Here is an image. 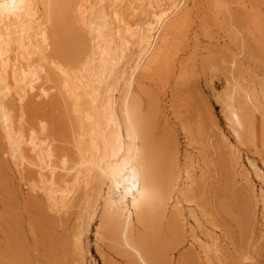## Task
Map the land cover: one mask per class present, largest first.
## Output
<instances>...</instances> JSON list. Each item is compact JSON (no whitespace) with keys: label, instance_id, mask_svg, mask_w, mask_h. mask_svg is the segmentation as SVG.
Returning <instances> with one entry per match:
<instances>
[{"label":"rangeland","instance_id":"1","mask_svg":"<svg viewBox=\"0 0 264 264\" xmlns=\"http://www.w3.org/2000/svg\"><path fill=\"white\" fill-rule=\"evenodd\" d=\"M177 3L154 34L131 93L141 100L147 156L161 172L171 164L178 170L190 204L173 192L165 215L145 224L133 215L130 235L155 264H264V0ZM41 13L46 60L30 50L0 54V264H135L120 242L104 231L96 236L97 183L93 196L79 189L69 208L56 213L32 189L35 171L20 175L9 159L16 142L37 158L41 123L54 159L63 152L76 156L79 120L53 65H68L58 48L75 47ZM176 200L180 214L171 219ZM91 204L93 216L85 208ZM78 231L82 251L74 242Z\"/></svg>","mask_w":264,"mask_h":264},{"label":"bare ground","instance_id":"2","mask_svg":"<svg viewBox=\"0 0 264 264\" xmlns=\"http://www.w3.org/2000/svg\"><path fill=\"white\" fill-rule=\"evenodd\" d=\"M180 3L177 0H75L72 3L0 0V54L14 49L30 50L46 60L43 23L37 18L40 9L51 26L73 41L75 47L54 50L64 56L68 65H53L62 79L60 88L79 120L74 143L76 156L71 159L63 152L54 159L51 142L41 123L37 158L27 155L21 143L16 142L9 151V159L20 175L23 169L35 171L32 189L40 191L56 213L69 208L79 189L85 197L90 193L93 196L97 183L96 194L102 197L96 236L104 231L120 242L134 257L135 264H155V261L142 241L134 243L130 235L132 216L145 224L156 213L165 215L166 203L176 191L184 203L190 204L180 192L178 170L171 164L161 172L147 156L143 147L146 133L141 100L131 93L135 72L152 50L154 34ZM124 6L128 7L126 13L122 11ZM138 9L144 15L136 19ZM146 12L150 15L146 16ZM73 18L79 27L73 25ZM82 50L84 53H78ZM122 84L116 98L114 93ZM261 113L264 114L263 110ZM184 176L186 186H190V172L184 171ZM93 205L85 206L92 208V216L96 213ZM173 205L171 219L180 214V202L176 200ZM194 221L197 223L195 218ZM82 237L80 231L75 234L79 251H82ZM209 243L213 245L212 240Z\"/></svg>","mask_w":264,"mask_h":264}]
</instances>
